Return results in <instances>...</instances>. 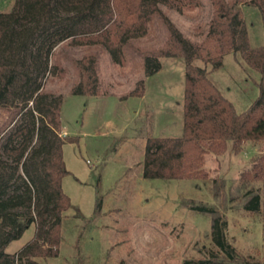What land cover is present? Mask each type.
<instances>
[{
	"label": "trees",
	"instance_id": "obj_1",
	"mask_svg": "<svg viewBox=\"0 0 264 264\" xmlns=\"http://www.w3.org/2000/svg\"><path fill=\"white\" fill-rule=\"evenodd\" d=\"M210 1L213 17L201 43L186 38L163 10L184 13L199 7L200 0H15L9 12H0V264L58 256L62 225L72 208L62 186L70 174L63 146L74 140L67 141L61 133L63 97L45 89L49 74H64L59 63L51 64L61 45L90 51L81 60H70L78 78L72 94L97 96V50L123 65L128 53H140L136 42L158 25L165 28V45L140 55L146 77L160 71V58L182 59L183 133L147 139L146 179L205 180L208 157L221 155L229 142L236 150L248 142L264 145V0ZM245 7L259 14L263 40L258 45L251 44ZM231 56L254 74L258 89L243 111L228 98L231 87L214 78ZM137 86L140 90L136 87L130 96L144 95L145 80ZM244 178L253 185L244 208L258 215L264 227V152ZM32 225L33 238L17 253L7 252ZM212 242L209 256L185 264H249L230 241L226 219L214 220Z\"/></svg>",
	"mask_w": 264,
	"mask_h": 264
},
{
	"label": "rangeland",
	"instance_id": "obj_2",
	"mask_svg": "<svg viewBox=\"0 0 264 264\" xmlns=\"http://www.w3.org/2000/svg\"><path fill=\"white\" fill-rule=\"evenodd\" d=\"M200 1L199 7L184 13L163 7L194 43L205 39L213 17L211 1ZM239 1L247 4L251 0ZM14 2L0 0V12H9ZM245 16L251 44L258 45L263 40L259 14L245 7ZM166 40L165 28L158 25L134 44L140 53H128L123 65L115 64L106 51L97 50L101 82L97 96L72 94L78 78L70 60H81L90 51L67 45L56 49L51 64L59 63L64 74H49L45 89L63 97L61 133L67 141L74 140L63 146L70 174L62 186L72 208L62 225L58 256L32 257L19 264H185L206 258L214 250L212 225L217 217L228 221L229 239L248 263L264 264L263 223L244 208L247 191L253 186L244 175L264 152L262 143L248 142L236 150L229 142L221 155L208 157L205 180L143 176L147 139L183 133L182 59L162 57L160 71L146 77L140 55L159 50ZM253 75L231 56L214 78L231 87L227 96L243 111L258 95ZM141 80H145L144 95L130 96L136 87L140 90ZM259 186L262 183H256ZM34 234L32 225L6 251L17 253Z\"/></svg>",
	"mask_w": 264,
	"mask_h": 264
}]
</instances>
